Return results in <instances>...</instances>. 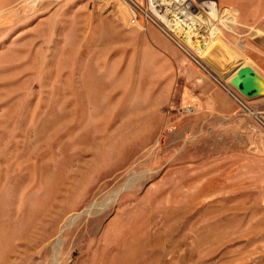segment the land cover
Listing matches in <instances>:
<instances>
[{
	"label": "rangeland",
	"instance_id": "obj_1",
	"mask_svg": "<svg viewBox=\"0 0 264 264\" xmlns=\"http://www.w3.org/2000/svg\"><path fill=\"white\" fill-rule=\"evenodd\" d=\"M124 1L0 0V264H264V96L230 84L264 79L261 1L189 0L218 31L191 43Z\"/></svg>",
	"mask_w": 264,
	"mask_h": 264
},
{
	"label": "crops",
	"instance_id": "obj_2",
	"mask_svg": "<svg viewBox=\"0 0 264 264\" xmlns=\"http://www.w3.org/2000/svg\"><path fill=\"white\" fill-rule=\"evenodd\" d=\"M260 1V9H263L264 0ZM243 10L244 5L238 6V12L241 15L244 14ZM249 67L255 70L253 66ZM183 70L186 72L188 79L186 85L187 93H185L184 98L187 104H194L199 111H203L210 116H230L238 111V102L226 91L225 88L214 84L192 67H185ZM181 71L182 68L180 69V72Z\"/></svg>",
	"mask_w": 264,
	"mask_h": 264
},
{
	"label": "bare ground",
	"instance_id": "obj_3",
	"mask_svg": "<svg viewBox=\"0 0 264 264\" xmlns=\"http://www.w3.org/2000/svg\"><path fill=\"white\" fill-rule=\"evenodd\" d=\"M124 2L126 5H129L126 0ZM132 3L134 2L132 1ZM188 3L189 0H167V13L164 16H158L169 31L177 29V31L180 33V36L183 35L184 40L187 42L191 43L192 41L189 40V38L196 35L197 33L202 34L201 36L214 39L218 35L217 27L211 21H209V19H206L202 15L198 17H194L195 15L191 16L189 12H187V10L190 8ZM217 5V2L213 0L206 2L207 11L211 16H217V13H220L219 7ZM204 27H206V29H204ZM181 29L184 30L181 32ZM204 45L207 46L206 44ZM194 49L198 53H202L203 50L202 47H194ZM220 53L221 52H219L217 56V51L211 50L208 57H210L209 59L212 57L215 59L216 57H219Z\"/></svg>",
	"mask_w": 264,
	"mask_h": 264
},
{
	"label": "water",
	"instance_id": "obj_4",
	"mask_svg": "<svg viewBox=\"0 0 264 264\" xmlns=\"http://www.w3.org/2000/svg\"><path fill=\"white\" fill-rule=\"evenodd\" d=\"M230 84L244 97L264 96V79L249 66H239L233 72ZM233 95V93H231ZM236 101L237 98L232 96Z\"/></svg>",
	"mask_w": 264,
	"mask_h": 264
},
{
	"label": "built area",
	"instance_id": "obj_5",
	"mask_svg": "<svg viewBox=\"0 0 264 264\" xmlns=\"http://www.w3.org/2000/svg\"><path fill=\"white\" fill-rule=\"evenodd\" d=\"M96 1H100V0H96ZM126 1H128L133 5V12L131 18V23L133 25H139L137 20L138 15H143L147 23H152V20L149 19V13L164 16L168 10L167 0H148L147 10L149 13L143 10L140 5H136L132 3V1L130 0H126Z\"/></svg>",
	"mask_w": 264,
	"mask_h": 264
}]
</instances>
